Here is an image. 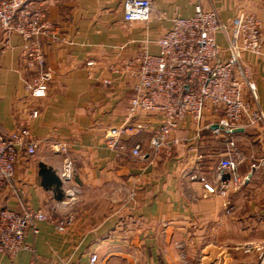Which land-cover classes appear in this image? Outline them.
Segmentation results:
<instances>
[{"label": "crops", "instance_id": "obj_1", "mask_svg": "<svg viewBox=\"0 0 264 264\" xmlns=\"http://www.w3.org/2000/svg\"><path fill=\"white\" fill-rule=\"evenodd\" d=\"M26 1L45 12L54 33L36 38L51 79L45 96H30L22 82L33 73L21 62L24 41L0 29V133L28 121L39 141L35 153L16 160L0 208L73 218L63 232L38 221L37 232L24 237L27 247L14 256L0 254V264L34 258L39 264H258L257 253L240 246L264 244V119L232 133L202 126L195 137L197 127L186 119L174 133L178 142L170 155L150 152L155 115H142L144 128L121 136L125 150L117 153L105 141L108 129L123 121L134 82L111 74L108 66L120 56L133 57L143 40L158 37L173 16L191 15L196 4L215 7L223 22L238 8L259 18L261 52H244L242 59L264 115V0H151L150 19L132 23L123 20V0ZM217 42L225 47L223 33ZM148 46L157 51L153 42ZM104 77H112V84L104 85ZM245 95L250 99L247 89ZM33 109L38 116L30 119ZM212 121L206 111L202 125ZM58 142L66 144L75 166L66 183L59 175L64 155L53 149ZM135 144L143 158L131 153ZM226 156L238 160L248 179L225 198L204 196L203 181L214 180ZM92 253L97 258L91 263Z\"/></svg>", "mask_w": 264, "mask_h": 264}, {"label": "built area", "instance_id": "obj_2", "mask_svg": "<svg viewBox=\"0 0 264 264\" xmlns=\"http://www.w3.org/2000/svg\"><path fill=\"white\" fill-rule=\"evenodd\" d=\"M151 7V0H123V20L128 23L147 22L151 17ZM0 29L17 33L24 41L21 62L33 72L22 79L26 92L32 97L45 96L51 73L44 68V54L36 40L39 35L54 34L45 12L33 8L26 0H0ZM220 32L226 40L224 48L217 42ZM149 42L157 46L156 52L149 50ZM261 42L259 18L239 8L227 22L221 20L215 7L204 8L200 4L194 6L189 16H173L169 27L154 40H143L133 57L120 56L118 63L108 66L111 74L131 76L134 82L123 121L108 129L106 145L117 153L125 150L121 136L141 131L144 123L139 119L148 114L159 119L158 125L152 128L149 143L153 154H171L178 142L174 133L186 119L197 127L194 137L202 126H214L212 132L219 134L257 124L264 115L256 105L255 85L242 54H259ZM101 81L110 85L113 78L104 77ZM246 89L250 99L245 95ZM206 111L211 113L213 121L202 125ZM37 116L35 109L28 114L30 119ZM38 143L31 134L28 121L18 123L7 133H0V194L13 178L18 157L35 153ZM229 143L233 144L232 141ZM190 148H195L192 143ZM53 149L64 155L59 172L62 182L71 181L75 166L66 152V144L55 143ZM131 153L138 158L145 156L139 144L131 148ZM247 179L248 175L240 173L237 159L222 157L214 180L203 181L204 196L225 198ZM224 206L228 211L227 202ZM72 218L68 215L53 219L49 213L31 207L22 212L1 207L0 254L14 256L26 248L24 237L28 230L37 232L38 221L50 222L56 231L63 232ZM240 247L245 253L255 251L258 264H264V244L249 241ZM96 258L97 255L92 253L90 262ZM28 264L39 263L34 258Z\"/></svg>", "mask_w": 264, "mask_h": 264}, {"label": "trees", "instance_id": "obj_3", "mask_svg": "<svg viewBox=\"0 0 264 264\" xmlns=\"http://www.w3.org/2000/svg\"><path fill=\"white\" fill-rule=\"evenodd\" d=\"M43 169H44V167L42 166V167H41V170H43Z\"/></svg>", "mask_w": 264, "mask_h": 264}, {"label": "water", "instance_id": "obj_4", "mask_svg": "<svg viewBox=\"0 0 264 264\" xmlns=\"http://www.w3.org/2000/svg\"><path fill=\"white\" fill-rule=\"evenodd\" d=\"M237 129H235L234 131H236Z\"/></svg>", "mask_w": 264, "mask_h": 264}]
</instances>
